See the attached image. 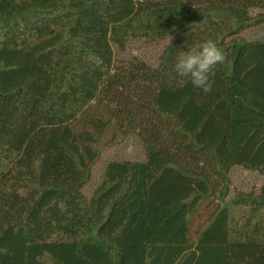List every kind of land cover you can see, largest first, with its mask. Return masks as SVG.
<instances>
[{"label": "trees", "instance_id": "16d2710c", "mask_svg": "<svg viewBox=\"0 0 264 264\" xmlns=\"http://www.w3.org/2000/svg\"><path fill=\"white\" fill-rule=\"evenodd\" d=\"M261 27L264 0H0V264H264V183L229 197L234 166L264 174ZM134 39L168 40L156 66L117 55ZM208 40L204 93L174 65ZM107 133L145 158L88 197Z\"/></svg>", "mask_w": 264, "mask_h": 264}, {"label": "rangeland", "instance_id": "374dc122", "mask_svg": "<svg viewBox=\"0 0 264 264\" xmlns=\"http://www.w3.org/2000/svg\"><path fill=\"white\" fill-rule=\"evenodd\" d=\"M246 36L251 39H264V27L247 32ZM167 42V39L157 43H148L144 39H134L128 44L125 51H117V55L126 58L139 57L149 64L156 66L160 61L161 54ZM109 137L110 134L107 133L98 146V148L101 149L100 156L93 166L90 181L84 187V193L88 197H90L101 184L105 166L108 161L113 159L142 160L145 158L142 144L137 136L132 135L126 138L119 136L116 138L113 145L104 147ZM84 152L87 158L94 155L90 150ZM229 176L231 184L229 197L236 195L238 192L246 193L252 190L257 191L264 183V174L257 170H251L242 166H234L231 169ZM164 181L163 184H166L164 188L167 191L175 184L171 178L164 179ZM196 187L200 191H205L201 186ZM211 208L212 205L206 202L196 213L193 219V231L197 230L205 223Z\"/></svg>", "mask_w": 264, "mask_h": 264}, {"label": "clouds", "instance_id": "9594fccd", "mask_svg": "<svg viewBox=\"0 0 264 264\" xmlns=\"http://www.w3.org/2000/svg\"><path fill=\"white\" fill-rule=\"evenodd\" d=\"M226 61V54L216 43L205 41L199 50L181 51L174 65L181 77H189L195 88L210 93L214 85L215 68Z\"/></svg>", "mask_w": 264, "mask_h": 264}]
</instances>
